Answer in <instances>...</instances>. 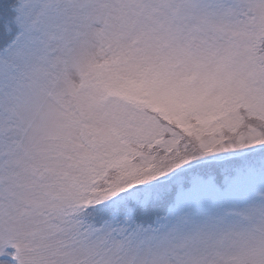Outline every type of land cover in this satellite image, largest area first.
I'll return each mask as SVG.
<instances>
[{
    "label": "snow or ice",
    "instance_id": "snow-or-ice-1",
    "mask_svg": "<svg viewBox=\"0 0 264 264\" xmlns=\"http://www.w3.org/2000/svg\"><path fill=\"white\" fill-rule=\"evenodd\" d=\"M0 264H264V0H0Z\"/></svg>",
    "mask_w": 264,
    "mask_h": 264
}]
</instances>
